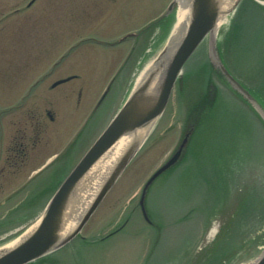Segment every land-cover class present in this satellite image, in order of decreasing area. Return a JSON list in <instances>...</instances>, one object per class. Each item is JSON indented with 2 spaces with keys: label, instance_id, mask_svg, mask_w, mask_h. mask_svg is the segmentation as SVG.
<instances>
[{
  "label": "rangeland",
  "instance_id": "obj_1",
  "mask_svg": "<svg viewBox=\"0 0 264 264\" xmlns=\"http://www.w3.org/2000/svg\"><path fill=\"white\" fill-rule=\"evenodd\" d=\"M171 1L52 0L47 17L39 15L36 21L0 35V108H12L19 103L21 91L28 87L24 83L19 89L22 79L34 74L31 70L37 67V59L47 54L53 56L51 62L55 63L54 79L75 73L82 75L84 80L79 107L70 110L67 103L60 102L58 105V120L54 127L58 128L64 122L68 126L67 131L66 128L64 132L53 130L38 104L36 113L43 115L48 126L40 148L32 150L30 145L27 159L21 157L18 160L15 167L17 173L10 172L12 170L7 167L5 175L0 177V221L6 218V222L10 223L6 226L7 235L14 233L12 227L15 225L30 224L41 213L48 198L46 193L33 194L35 186H32L33 189L23 186L21 192L9 200L8 195L19 190L33 170L60 152L66 141L70 143L77 136L79 147L67 160L64 171L58 175L51 171L59 160L45 174L37 177L41 179L39 183L45 181L44 189L50 193L78 164L89 147L108 128L126 97L131 70L126 69L129 61L124 68L123 64L133 41L116 43L135 31L149 34L150 24L167 9ZM176 8L177 11L178 5ZM4 25L8 23L0 24V32H4ZM159 30L158 27L154 28L149 36L148 41L153 46L158 43ZM214 40L210 38L209 42L204 41L185 65L184 71L191 73L190 83L186 84L189 91L179 92V87H176L165 114L90 218L78 237L80 239L40 264H159L164 257L172 258L169 262L173 264H200L202 258L211 256L219 257L220 264L227 263V260L232 264L245 258L243 256L250 253L256 243L262 242L260 247L256 246L255 252H259L244 262L248 264L264 251V229L257 231L260 225H264V219L252 217L251 229L236 231L231 223L234 215L232 218L229 215L228 219L225 218L228 224L222 228V209L226 208L227 213L231 211L228 208L238 206L241 211L246 205L243 203L245 195L251 207L250 214L256 211L264 216V126L245 101L221 81H218L222 89L218 101L204 106L199 120L202 130L192 141L191 154L188 153L179 167L160 178L149 195L148 208L153 224L144 220L139 206L144 184L169 158L183 136L191 103H196V91L202 88L200 83L203 80L200 78L203 77L196 75L194 69L203 62L205 53L214 62ZM103 42L112 44L105 46ZM237 42L229 45L231 55L228 57L234 60L238 75H242L250 86L255 85L264 79V43L261 60L255 51ZM144 45V42L139 45L137 51L142 50ZM162 46L161 43L156 50L151 48L145 54L148 55L150 51L155 56ZM241 51L248 54L246 58L241 57ZM142 55L135 60L134 76L129 84H133L140 66L146 60ZM257 66L260 73L253 69ZM109 85H112L111 89L99 107L97 101L103 97ZM66 88L59 87L54 96H60ZM18 89L16 95L14 91ZM193 97L196 100L191 101ZM35 100L30 97L28 103ZM61 104L64 108H61ZM24 109L25 105L16 114L3 119L2 126L6 128L8 138L17 131L14 125L16 121H21L23 128L26 127ZM1 130L0 125V133ZM46 143L50 144L49 147L43 148ZM2 147L0 169L5 166L4 161L9 153L8 141L3 142ZM230 148H235V152ZM95 172L94 168L88 172L79 184L77 194L82 193ZM37 181L35 179L32 185ZM225 186L229 189L226 190ZM230 194L233 196L231 199ZM123 224L121 230L106 238ZM162 229L163 233L155 238L156 241L149 238L150 235H160ZM5 236L0 235V240Z\"/></svg>",
  "mask_w": 264,
  "mask_h": 264
},
{
  "label": "water",
  "instance_id": "obj_2",
  "mask_svg": "<svg viewBox=\"0 0 264 264\" xmlns=\"http://www.w3.org/2000/svg\"><path fill=\"white\" fill-rule=\"evenodd\" d=\"M241 1H235L227 13V17L236 10ZM176 5H179L178 0H175L170 5L164 16L169 15L176 8ZM220 16L221 8L219 0H191V18L185 34L181 39H178V34H174L175 28L172 30L164 49L149 66L143 79L139 82L137 81L124 106L108 128L58 188L50 200L45 213L34 226L32 232L23 237L13 248L0 253V264H29L63 247L81 232L123 171L137 155L145 141L142 144L140 141H137L124 153L99 189L95 199L78 225L62 238L60 233L68 222L69 218L67 215L70 214L69 209L73 206L75 199L79 195L77 194L79 184L85 179V176L93 169L100 158L118 140L124 136L134 134L151 124L154 127L156 126L164 114L186 62L207 37L215 39L214 43L216 42L220 30L219 27L217 29ZM215 46L214 51L216 56L214 57V63L221 71V77L241 98L246 100L257 111L264 121V107L221 63ZM192 132L193 128L184 135L174 153L144 185L140 197V207L146 221L151 222L146 209V198L150 187L160 176L181 160ZM65 216L68 218L66 221ZM255 264H264V253Z\"/></svg>",
  "mask_w": 264,
  "mask_h": 264
},
{
  "label": "flooded vegetation",
  "instance_id": "obj_3",
  "mask_svg": "<svg viewBox=\"0 0 264 264\" xmlns=\"http://www.w3.org/2000/svg\"><path fill=\"white\" fill-rule=\"evenodd\" d=\"M51 5L52 0H0V24H5V22L6 24L8 23L7 26L4 25V32H0V35L13 32L23 24L32 22L33 20L36 21L39 15L43 18L47 17L51 11ZM52 60L53 56H49V54L37 59V67L31 70V73L34 74L26 77V79H22L23 81L19 85V89L24 86V83H26V86H29L28 89H23L19 95L21 98L20 107H18L16 111H11L10 113H1V123L4 124V118L14 113L16 114L25 105L23 115L26 116L27 121L25 123V128H23L21 121H16L14 125H16L17 131L9 138L6 134V128L3 127L1 138L4 142L8 141L9 153L4 161L5 166L0 169V177L5 175L7 167L12 170L10 172L17 173L15 167L18 166V160H20L21 157L27 159V156L30 154L29 146L31 145V149L34 150L42 143L43 136L46 135L48 126L44 121L43 115L36 113L35 108L38 104L43 108L46 118L51 119L52 117L53 120H55L60 102H72L73 98L76 99L78 105L82 102L84 90L82 75L75 73L70 74L69 76H72V79L56 87L55 83L57 81L68 78L69 76L54 79L55 63H52ZM61 86H67V88L62 90L60 96H54L53 93ZM19 89L14 91L16 95ZM30 97H34L36 100L28 103ZM61 108H64L62 104ZM28 130H31V133H28ZM1 185L2 184H0V187Z\"/></svg>",
  "mask_w": 264,
  "mask_h": 264
},
{
  "label": "bare ground",
  "instance_id": "obj_4",
  "mask_svg": "<svg viewBox=\"0 0 264 264\" xmlns=\"http://www.w3.org/2000/svg\"><path fill=\"white\" fill-rule=\"evenodd\" d=\"M220 8H221V16L218 21L219 29L223 27L224 23L227 20V13L232 8V5L236 0H219ZM178 11H177V24L174 30V34H178V39L182 38L185 34L188 25L190 23L191 18V0H178ZM173 51V49H172ZM147 69L142 72L140 77L138 78V82L143 79L145 76ZM157 80V78H156ZM153 124L137 131L134 134L124 136L110 149L108 150L96 163L93 167L96 169V172L86 184V188L84 191L78 195L75 199L73 206L69 209L70 214L65 216V221L68 219V222L62 229L60 236L63 238L68 233H70L80 222L82 217L88 211L91 203L95 199L99 189L110 175L114 167L117 165L120 158L124 155L126 151H128L137 141H140L142 144L146 138L150 135L153 130ZM88 180V179H87ZM34 228V227H33ZM33 228L27 232V234L31 233ZM25 234V235H27ZM24 235V236H25ZM21 239H23V237ZM19 241L12 242L6 245L4 248L0 249V251H6L10 248H13ZM1 253V252H0Z\"/></svg>",
  "mask_w": 264,
  "mask_h": 264
},
{
  "label": "trees",
  "instance_id": "obj_5",
  "mask_svg": "<svg viewBox=\"0 0 264 264\" xmlns=\"http://www.w3.org/2000/svg\"><path fill=\"white\" fill-rule=\"evenodd\" d=\"M207 94H209L208 92H207ZM253 94H254V96L256 97V98H258L259 100H261L263 103H264V94H261V93H259V92H253ZM208 104H210V99H209V97L208 96H206V97H204V99L198 104V105H196L194 108H193V113H192V115H194L195 116V118L199 121L200 120V118H201V114L203 113V110H204V106L205 105H208ZM199 122H201V121H199ZM240 181H243V179L242 178H240ZM216 183H217V180H216ZM225 189L226 190H228L229 189V187H227V186H225ZM230 189H231V187H230ZM251 191H253V190H251ZM229 193V192H228ZM232 193H234V192H232ZM231 193V194H232ZM231 194H230V196H229V198L231 199L233 196H231ZM230 201V200H229ZM231 202V201H230ZM247 198H246V195L244 196V201H243V203H246V205H244V208L242 207V209H241V211H240V214H239V210L237 211V213H236V216L241 220V218L242 219H244V220H246V224L247 223H250V221L252 220V217H255L256 219H260L261 220V218L262 219H264V216H262V215H259L256 211H254L252 214H250V212H249V208H251V207H249L248 206V204H247ZM243 206V205H242ZM257 206V205H256ZM253 208H255L254 206H253ZM246 212L247 213H249V214H246ZM259 223V222H258ZM251 224V223H250Z\"/></svg>",
  "mask_w": 264,
  "mask_h": 264
},
{
  "label": "snow or ice",
  "instance_id": "obj_6",
  "mask_svg": "<svg viewBox=\"0 0 264 264\" xmlns=\"http://www.w3.org/2000/svg\"><path fill=\"white\" fill-rule=\"evenodd\" d=\"M261 3H264V0H261Z\"/></svg>",
  "mask_w": 264,
  "mask_h": 264
}]
</instances>
